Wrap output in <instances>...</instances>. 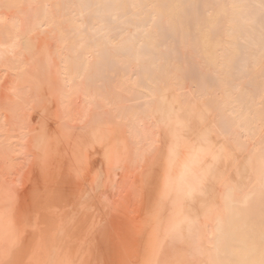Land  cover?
Segmentation results:
<instances>
[{
  "label": "bare ground",
  "instance_id": "bare-ground-1",
  "mask_svg": "<svg viewBox=\"0 0 264 264\" xmlns=\"http://www.w3.org/2000/svg\"><path fill=\"white\" fill-rule=\"evenodd\" d=\"M67 15L71 20L65 19ZM91 18L95 19L93 25ZM58 24L64 32L57 30ZM6 29L11 31L9 39L4 32ZM67 39L71 42L67 43ZM20 58H24L28 64L16 74L22 86L19 93H24V84H30L32 89L41 85L47 88L50 125L45 128L38 123L34 125V119L39 115H48V105L38 112L26 100L39 96H21L27 105L21 104L23 106L18 110L16 104L8 101L7 93L10 90L4 94V86H0V264H86L87 255L76 239L81 232L79 223L83 224L84 215L90 213L87 210L83 214L85 210L80 211V206L72 205L74 208L77 206L78 210L72 209L76 218H72L71 224L68 217L71 211L68 213L69 209H66L64 194L67 186L72 184L71 181L68 185L70 177L74 183L73 192L78 191L75 190V182L78 185L81 182L82 186L85 183L88 188V178L81 176L89 168L86 164L89 156L85 155L87 160L84 158L81 153L83 148L88 152L95 146L96 150H102L99 158L106 168L105 172L98 171L100 176H106L109 180L119 176V172L114 174L118 165L120 172L123 167L127 172L128 167L126 169L125 166H128V160L123 157H126V149L120 148L124 145L125 136L121 144L118 138L122 132L117 134V138L114 135L117 129L110 130L115 118L109 130L99 128L101 125L86 129L92 137L87 140L89 144L80 140L76 144H69L74 139H67L66 134L61 136L63 133L60 131L68 127L65 122L69 123L73 112L76 113L71 121L81 118V123L76 120L75 125L78 123L82 129L87 128L83 126L89 124H82L87 116L82 119L80 115L94 113L96 106L107 102L106 96L109 104L114 96L124 97L123 101L117 98L120 106L118 104L113 109V117H116L118 110L127 106L125 99L128 96L130 99L126 102H131L134 97L144 101L149 99L147 102L141 100V104L135 99L133 102L138 103V108L135 109L131 102L133 110L127 106L119 114L125 120L130 119L128 128L135 127L134 134L141 130L137 138L142 133V136L147 135L146 140L156 145L155 151L152 150L153 146L150 148L155 154V158L150 157L154 161H148L151 165L147 164L151 166V171L147 167L149 171L144 170V176H140L145 179L147 175L144 184L146 187L149 185L150 192L153 189L149 198L151 201L147 202L153 204L151 215L146 210L144 212L147 208L142 201L145 208L140 210V207H134L130 213L125 211L127 213L123 216L127 219L124 220L128 221L125 224L122 220L127 225V231L125 227L122 228V222L121 227L116 224L111 228L105 225L100 228L99 225L95 231L101 237L103 234L100 232L106 230L108 235L110 230L114 232L112 227L116 226L125 234V231L131 232V226L137 228L140 224L138 228L141 232L138 231L139 237L136 234L135 238L138 241L132 239L135 241L133 244L129 240L133 249L129 246V252L125 248L128 255L122 252L120 245L121 252L125 254L122 258L119 254L118 259L122 260L120 264H163L166 242L171 240L173 245L174 240H178L176 248L180 252L189 251L176 255L178 260L174 262L177 261V264H264V138L260 137L264 136V101L254 103L264 97V0H52V3L50 0H22L20 6L14 0H0L2 72L6 74L13 67V61ZM129 67L135 72L131 73L133 71L129 69L131 75L125 77L124 71L128 73ZM116 70L124 74L120 73L122 75L118 77ZM187 87L190 91L186 92ZM76 96H83L81 99L87 100L86 103L83 101L86 107H72L73 101L69 100ZM100 96L104 97L105 102L100 103ZM181 96H191V101H183L182 98L180 101ZM96 97H99L98 102ZM113 101L117 104L116 98ZM109 104L105 103L104 107L110 108ZM257 106L259 110L255 109ZM8 107L18 112L15 118L9 116L11 110ZM34 110L37 115L34 113L35 116H30ZM113 110L110 108L111 117ZM79 111H82L81 114ZM119 114L116 120L121 117ZM87 115L91 117L90 121L95 122L97 115ZM71 124L74 125V122ZM130 124L135 125L130 127ZM16 130L23 133L19 135L20 140L12 144L16 135L11 136L10 133ZM216 132L222 133L221 136ZM255 132H260L257 136L261 143L253 139ZM226 133H231L236 145L232 139H227L230 136L227 137ZM128 135L132 138L133 132ZM135 141L131 142L140 140ZM137 144L139 147L135 152L145 147L140 142ZM16 147L20 160H12L16 161L15 172L10 174L12 178L7 186L4 176L9 175L6 169L7 166L12 167L10 161ZM86 147H90V150ZM148 150L144 152H151ZM122 151V154L119 153ZM144 156L142 153L141 157ZM131 157H128L129 163ZM139 163H136L137 172ZM97 175V180H100L102 177L99 179ZM125 175L120 173L124 180L120 188L116 186L119 194L113 191L116 196L121 194L122 187L125 190V186L129 185V182H125L127 179L129 181ZM81 177L87 180L78 182ZM93 180H90L91 186H96ZM146 190H143L144 197H147ZM126 192L125 195L130 194ZM79 193H75L74 197L80 205L82 201L79 203V200L83 196H78ZM154 193L159 195L158 199ZM94 194L98 200L101 199L102 193L99 192V196ZM95 197H92L94 201ZM124 198L128 199L127 196L116 199L118 207H125L122 202L128 200ZM136 211L141 214L138 215ZM134 221L139 224L132 225ZM112 233L109 235L112 236ZM107 238L103 239L109 240ZM169 238L171 240L168 241ZM115 240L112 242L115 243ZM111 241L107 244H111ZM102 245L106 248L105 244ZM89 252H94V263L100 261L97 260L100 258L98 250ZM111 257L109 260L113 263ZM116 257L115 263L118 261Z\"/></svg>",
  "mask_w": 264,
  "mask_h": 264
},
{
  "label": "rangeland",
  "instance_id": "rangeland-1",
  "mask_svg": "<svg viewBox=\"0 0 264 264\" xmlns=\"http://www.w3.org/2000/svg\"><path fill=\"white\" fill-rule=\"evenodd\" d=\"M15 1V3H16V5H18V6H20L21 4H22V0H14ZM50 3H52V0H50ZM67 21H68V19H70L71 20V18H70V15H67L66 16V18H65ZM92 19V25L93 24H95V19L94 18H91ZM57 30L60 32H64V30L62 29V27L58 24L57 26ZM5 33H7L6 35H7V38L9 39L10 38V35H11V31L9 30V29H6L5 31H4ZM66 42L67 43H70L71 42V40L70 39H67L66 40ZM30 62V61H29ZM33 62L34 63H36V61L35 60H33ZM27 61L26 60H24V58L22 59V58H20L19 60H15V61H13V67L11 68V69H8V71L6 72V74H9L10 73V75L9 76H7L6 74H4L3 72H2V69L3 68H0V86L1 85H3L4 86V94L5 93H7L8 92V89L10 90L8 93H7V97H8V101L11 103V104H16L17 105V107H18V110H20L21 109V106H23V105H29L30 107L31 106H35V108H37V111L38 112H41V109L43 110L44 108H46V105H48V107H47V113H48V115L46 116V115H39V117H37V118H35L34 119V125H36L35 123H38L39 124V126H41V127H43V128H45L47 125H50V98L47 96L48 95V92H47V88L45 87V86H37L35 89H32V87H31V85L30 84H24V86H25V90L23 91L24 93H19V88L20 87H22V86H20L19 85V83H18V79L16 78V74L19 72V71H21V70H24L25 68H26V66H27ZM12 66V65H11ZM117 68V67H116ZM116 68H114L113 69V71L116 69ZM131 71H133V72H131ZM128 70H129V72L128 73H126V71H124L125 72V74H124V72H122V71H119V73L117 72L118 70H116L115 72H117V76L118 77H120V75H122V74H120V73H123L124 75H125V77H126V75L127 74H130L131 75V73H134L135 71L134 70H132V68H128ZM131 72V73H130ZM120 74V75H119ZM130 75H128V76H130ZM184 91H190V89L187 87ZM21 96H39V97H37V98H35V99H31V100H29V99H27L26 101H27V104H25V102L23 101V99H22V97ZM47 96V97H46ZM41 97V98H40ZM81 97H83V96H76V97H72V99H70L69 101H73V102H71V104H73V108H76V106H79L80 108L82 107H86V106H83V105H85V104H83L84 102L86 103L87 102V100L85 99H81ZM107 97V96H106ZM105 97V101H107L108 102V100H107V98ZM115 98H116V103L117 104H115V101H113L112 102V100H114L115 98H111L110 99V101L113 103H111L110 101V104L109 103H107V102H105V101H103L104 100V97L103 98H101V96H100V98L99 97H96L97 98V102H98V98L100 99V103H101V101L102 102H105L106 104H109V106L108 107H110V108H112V110L113 109H115L116 107V105H118L119 104V102H117V98L118 99H122V98H124V97H122L121 96V98L119 97V96H114ZM127 97V96H126ZM129 98L127 99H125V104L128 106V108L130 107H132L133 106V104H134V107H135V109L136 108H138L137 107V105H138V103L139 104H141L142 102H147V101H149V99H145V101H144V99L142 100V102H141V100L140 99H137L136 97H134L133 99H131L130 101L133 103H131V102H126V101H128L129 99H130V96H128ZM132 97V96H131ZM262 97V96H261ZM78 98V99H77ZM181 98L183 99V101H191V96H185V97H183V96H181L180 97V101H181ZM263 99H261V98H258V100L256 101L255 100V102L254 103H258V101H264V97H262ZM76 99V100H75ZM81 99V100H80ZM102 99V100H101ZM109 99V98H108ZM135 99L137 100V102H133V101H135ZM260 99V100H259ZM79 100V101H78ZM124 99H122L121 101H123ZM84 101V102H83ZM120 101V100H119ZM38 102H41V105H38V106H36L37 104H38ZM5 103H7V100L5 101ZM104 103V104H105ZM130 103V104H129ZM256 103V104H257ZM21 104H23V105H21ZM77 104V105H76ZM81 104H82V106H81ZM104 104H99V106L101 107V110H100V108H99V106H96V109H95V112L93 113H91V112H89V113H87V114H90V116L91 115H93L94 116V114H95V116L97 115V117H93L94 118V121L95 122H93L92 120L90 121L89 119L91 118V117H89L87 114H83V115H80L81 117H82V119H83V117H86V118H84L83 119V121H82V124H84V123H87V124H89V125H87V126H83V127H87V128H84V129H82V125L80 124V126L79 125H77L78 123H76V125H75V121L76 120H80V119H78V117L76 118V120L75 121H71L73 118H74V114L76 113V112H73V118H69L70 120L68 121L69 123H67V122H65V124H67V126L68 127H66L65 129H63L62 131H60L61 133H63L61 136H64L65 134H66V138L67 139H74L73 140V142H69V144H71V143H73V144H76V142H79V140L81 141V142H86L87 144H89L88 142H87V140H89V138L91 137V135H90V131H88V130H86V129H88V128H90V129H93L94 127H96V126H100L99 128H105V129H107V130H109L110 128L109 127H111L112 125H113V123H114V120H113V118H115V123H117V124H115L114 123V126H113V129L111 128L110 130H114V129H117V131L115 132L114 131V135L116 134H118V133H121L122 132V134H120V136H119V138H118V135L116 136L118 139H120V140H118V141H121V144H123L122 142H123V140H124V136H125V141H124V148H123V146L122 147H120L121 149H126L125 150V154L124 155H126V157L125 156H123L126 160H128V166H125L126 167V169H127V167H128V170L130 171H128L127 170V172L129 173H127V172H125L124 171V167H123V169H122V171H124V173L125 174H128L127 176H128V178H129V181H125V182H129V183H127V184H129L128 185V187H126L125 186V190H123L124 189V187H122V191H120V189H119V191H120V197L119 196H116V194H119V192H117L118 190H117V188L119 187L120 188V184L122 183V181L124 180L123 179V177L122 176H120V173H121V175H125L124 173L122 174V171L120 172V170H118L117 168H118V166H117V168L115 169L116 171H114V174H115V172H117L116 174H118V172H119V176H113L112 177V179L110 178V180H111V182H110V180L108 179V178H106V176H105V178L103 177V176H100L101 174L98 172L99 170H100V172H101V170H102V172H105L104 171V169L106 168L105 167V165L104 164H102L103 162L102 161H100L101 159V157L99 156L100 155V151L102 152V150H100L99 151V149L98 150H96V146L93 148V147H91L92 149L90 150V147H86V148H89V149H87V150H90L89 152L88 151H85L86 149L85 148H83V146H81L80 147V150L82 151V149L81 148H83V151L81 152L82 153V155H84V158L87 160L88 158V163H86L88 166H89V168L87 169L86 168V171H85V173H83V175H81L83 178H85V177H87L88 178V180L87 179H82V177H81V180H80V178H79V180H78V182H80V181H84L85 182V180H87L86 181V183H88V181H89V183H88V188H86L87 187V184H85V183H83V185L84 186H82V184H81V182H80V185H78V183L77 182H75L76 184V187H77V189H75V190H78V191H74L76 194L78 193V192H80L79 194L80 195H78V196H80V197H82V198H80V202L79 203H81V201H82V205L80 204H78L77 202H76V200H77V198H75L74 196H76V194L72 191V190H74L73 189V180H72V178L70 179L69 177V181H68V185H70L71 183V181H72V184H71V186H67V192L64 194V196L66 197L65 198V200H66V205H67V207H66V209L68 210V217H69V221H70V223L72 224V218H76V215L74 214V212L72 211V209L74 210V209H77L78 210V207L77 206H80L79 207V209H80V211L81 210H85L84 211V213L83 214H86V215H84V222L83 221H81L83 224H81L80 225V223H79V226H80V229H79V227L77 226V228L79 229V230H81V232L80 231H78V232H80L79 233V237H80V239L79 240H77L79 237H78V235H77V239H76V241H77V243L79 244V245H81L82 244V248H83V252H84V254H85V258H86V260H85V262H86V264L88 263V264H104L105 262H106V264H107V262H108V264H120L121 262H122V260H119L120 259V256H121V258H122V256H124L125 254L126 255H128V253L130 252V248H132L133 247V244L135 243V241L137 242L138 240L137 239H135V238H137V237H139V232H141V229H139L138 227L140 226V224H139V222H138V224H136V222L134 221V222H132V225H138V227L136 228L135 226L133 227V226H131L132 227V229L134 230L133 231V234H132V229H131V227H130V230H131V232L129 233V232H127L126 233V226H125V224H126V222L128 221V220H126L127 219V217H124L123 215H124V213H127V212H125V211H129V213H130V210L132 211V210H134V207H140L139 209L141 210V208H145V205H146V208L147 209H144V212H145V210L146 211H148L149 213H150V215H151V212H152V210H151V208H153V204L151 205V203H147V202H150L151 200L149 199L151 196H152V194H151V192L153 191V189H152V191L150 192L149 191V189H150V187H149V185H147V187H148V190H146L147 189V187L145 186V184H144V182L146 181V178H147V175L145 176V179H143L142 177H140V176H144V172H148L149 170H148V168H150L151 166H148L152 161H154V160H152V158H150V157H154V155L155 154H153V152L156 150L155 148H156V145H153L152 143H151V141L150 140H146L145 139V137H147V135L146 136H144V134H143V136H142V133H141V137H139V138H137V136L139 135V133L141 132V130H137L136 132H135V134H134V128L135 127H133V128H131L133 131V135H132V138H131V136L130 135H128V134H132V132L130 131L131 129L130 128H128L129 127V120H125V118H123L122 117V115L121 114H119V112H120V110L121 109H123V108H121L120 110H118V114L119 115H121V117L124 119H122V120H120L121 119V117L120 118H118V120H119V122H118V120H116L117 119V116H118V114L116 115V117H113V116H115V114H113V112H114V110L113 111H111V113H112V117H111V114H110V108H107L106 107V105H105V107H104ZM124 104V102H122L121 103V105H123ZM130 106H129V105ZM131 104H132V106H131ZM114 106V108L113 107H111V106ZM125 105V106H126ZM104 108H103V107ZM118 106H120V104L118 105ZM118 106H117V108H118ZM124 106V105H123ZM126 106V107H127ZM260 106V105H259ZM259 106H257V108H255L256 110L258 109V107ZM126 107H124V109L126 108ZM99 108V110H97ZM102 108H103V110H102ZM261 108V106L259 107V109ZM8 109H10L11 110V112H10V117H13V118H15V115L18 113V112H15L14 110H12L11 108H9L8 107ZM77 109V108H76ZM109 111H108V110ZM119 109V108H118ZM123 109V110H124ZM258 109V110H259ZM78 110H80V109H78ZM97 110V111H96ZM126 110V109H125ZM130 110V109H129ZM128 109H127V111H129ZM132 110H133V107H132ZM77 111V110H76ZM131 111V110H130ZM81 112L82 111H79L78 113H80L81 114ZM102 112V113H101ZM108 112V113H107ZM32 114H30V116H35V115H37V112L34 110V111H32L31 112ZM34 113H35V115H34ZM97 113V114H96ZM106 115H105V114ZM116 113V112H115ZM41 114V113H40ZM101 114V115H100ZM104 114V116H102ZM229 113H227V115H228ZM77 115H79V114H77ZM100 115V116H99ZM214 115V114H213ZM230 115V114H229ZM76 116V115H75ZM79 116V117H80ZM109 118H111V119H109ZM127 118H129L128 116H127ZM214 118V117H213ZM85 119H86V121H87V119H88V121L89 122H91V124L90 123H88V121L87 122H85ZM103 119V120H102ZM104 119H107V122H106V120L104 121ZM74 120V119H73ZM112 120V121H111ZM101 121V122H100ZM120 121L122 122V123H120ZM127 123H126V122ZM146 121V120H145ZM215 121H216V123H217V119L215 118ZM71 122H74V125H72L71 124ZM78 122V121H77ZM105 122V123H104ZM109 122H112V123H109ZM15 123V122H14ZM14 123H13V125H14ZM80 123H81V120H80ZM104 123V125H102ZM108 125H107V124ZM130 123H132V122H130ZM141 123V125H142V122H140ZM140 123H139V125H140ZM94 124V125H93ZM133 124V123H132ZM132 124H130V127H132V126H134V125H132ZM263 124V123H262ZM92 125V126H91ZM119 125H121L120 127H119ZM127 125V126H126ZM132 125V126H131ZM91 126V127H90ZM103 126V127H102ZM105 126V127H104ZM116 126V127H115ZM119 128H118V127ZM123 126V127H122ZM76 128V129H75ZM78 128V129H77ZM98 128V127H97ZM125 128H126V130H125ZM262 128H263V126H262ZM119 129V130H118ZM123 129V130H122ZM129 129V130H128ZM138 129H140L139 127H138ZM22 130V129H21ZM16 130V131H14V132H11L10 133V135L11 136H13V135H16L15 137H14V140H12V144H14V143H17L19 140H20V137H19V135L20 134H22L23 132H26V131H24V130ZM224 130H225V128H224ZM228 131H229V129H227ZM262 130H264V128L262 129ZM118 131H120V132H118ZM127 132V133H126ZM128 132H130V133H128ZM139 132V133H138ZM145 132V131H144ZM143 132V133H144ZM226 131H224V133H225ZM89 133V134H88ZM126 133V134H125ZM218 132H216V134H217ZM229 133V132H228ZM260 132H255V133H253V134H255V136L256 137H254L253 139L254 140H258V141H260V143L262 142L261 141V139L258 137ZM264 132H262V134H263ZM70 134H72V135H70ZM146 134V133H145ZM218 134H220V136H221V134L222 133H218ZM232 134H234V132H232ZM123 135V136H122ZM225 135H227V133L225 134ZM229 135V134H228ZM227 135V137H229L230 136V138H227V139H232V142L234 143V145H236L235 143V141H233L234 139V137L236 138V134H234L235 136L233 137L232 135H231V133H230V135L228 136ZM258 135V136H257ZM129 136V137H128ZM140 136V135H139ZM217 136V135H216ZM123 139H122V138ZM260 137H263L264 138V136H260ZM131 139L130 140V142L128 141L129 139ZM134 138V139H133ZM135 138H137V139H135ZM141 138L143 139V141H145V142H143L142 140H141ZM70 139V140H71ZM91 139H92V137H91ZM126 139H127V141H126ZM145 139V140H144ZM148 139V138H147ZM238 139V138H237ZM135 140H140V141H137V143H139L140 142V144H141V146L143 147V146H145V147H143V149H140L139 148V152H137L138 151V147H139V144H137V143H135L136 141ZM256 140V141H257ZM263 140V139H262ZM66 141V140H65ZM117 141V142H118ZM131 141H135V142H131ZM150 141V142H149ZM264 141V140H263ZM90 142V141H89ZM142 142V143H141ZM127 143V144H126ZM134 143V144H133ZM143 143H148V144H143ZM137 146H136V145ZM143 144V145H142ZM126 145H128V146H126ZM131 145H132V147H131ZM133 145H135L136 146V148H134V146ZM147 145V146H146ZM151 146H153V148H152V150H154V151H152L150 148H151ZM117 147H118V145H117ZM128 147V148H127ZM155 147V148H154ZM100 148V147H99ZM133 150V151H131V149ZM121 149L119 150V151H121ZM135 149H137V151L135 152ZM150 150L151 152H149V153H146L147 152V150ZM16 152L13 154V156L11 157V161H10V163L12 164V167L10 168L9 166H7V169H6V172L7 173H9V175H7L6 174V176H4V179L6 178L7 179V186L9 185V183H10V181H11V175L10 174H14V172H15V170H14V167L16 166V161H12V160H20V156L18 155V153H17V150H18V148L16 147L15 149H14ZM95 152H94V151ZM148 150V151H149ZM99 151V152H98ZM118 151V150H117ZM127 151V152H126ZM131 151V152H130ZM144 151H146V152H144ZM84 152V153H83ZM88 152V153H87ZM98 152V153H97ZM133 152V153H132ZM86 153V154H85ZM96 153H97V155H98V157H97V155H96ZM119 153H123V151L122 152H119ZM127 153H128V155H127ZM130 153H132L133 155H132V157H131V154ZM135 153H139L138 154V156H140L139 158H142L141 156H142V153H143V156H144V158H142V159H139L138 158V156H134L135 155ZM156 153V152H155ZM87 154H88V156H87ZM146 154H149V156H148V158H147V156H146ZM153 154V155H152ZM85 155L88 157V158H86L85 157ZM92 155V158H90V156ZM93 155H94V157H93ZM71 157V156H70ZM100 157V158H99ZM131 157V160H130V163H129V158ZM98 158V159H97ZM137 158V160H135ZM155 158V157H154ZM132 159H134L135 160V162L136 163H139V165H140V168H138V172H137V164L136 163H134L133 161L134 160H132ZM144 159H145V161H144ZM148 159V160H147ZM97 160H99L100 162H101V164L100 163H98V161ZM90 161V162H89ZM93 161H95V162H93ZM138 161V162H137ZM148 161L150 162L149 164H148ZM131 162H133V164L131 163ZM97 163V164H96ZM146 163V164H145ZM98 164H100V165H98ZM135 164V165H134ZM148 164V165H147ZM144 165V166H143ZM151 165V164H150ZM153 165V164H152ZM88 166H86V167H88ZM91 167H93L92 169H90ZM104 167V168H103ZM148 167V168H147ZM153 168V167H152ZM132 169V170H131ZM91 172H90V171ZM95 170H97L96 172L97 173H95L94 175H93V173L95 172ZM145 170V171H144ZM140 171L141 172H143V173H140ZM150 171H151V168H150ZM91 173V174H90ZM82 174V173H81ZM89 174L90 175H92V176H89ZM99 175V179L100 180H97V177H96V175ZM115 174V175H116ZM141 174V175H140ZM147 174H149V173H147ZM97 175V176H98ZM136 175V177H137V179H135L136 177H133V176H135ZM91 178V179H89V177ZM127 176L125 175V178H127ZM149 176V175H148ZM106 179V180H104V179ZM122 178V180H120ZM93 179H95V183H93L94 185L96 184V186H98V189L100 190H98L97 189V187L96 186H91V182H90V180H93ZM116 182H118V183H115V181ZM117 179V180H116ZM119 179V180H118ZM133 179H134V181H136V182H134L133 181ZM97 180V181H96ZM145 180V181H144ZM101 181V182H100ZM103 181V182H102ZM133 181V182H132ZM93 182H94V180H93ZM113 182V183H112ZM120 182V183H119ZM147 182V181H146ZM100 183V184H99ZM111 183V184H110ZM136 183H137V185H136ZM143 183V184H142ZM104 184V185H103ZM114 184V185H113ZM133 184V185H132ZM73 185V186H72ZM80 186V187H78V186ZM86 185V186H85ZM90 185V186H89ZM111 185V186H110ZM135 185V186H134ZM104 186H106V187H104ZM115 186V187H114ZM116 186H118L117 188H116ZM123 186V185H122ZM136 186L138 187V188H136ZM144 186V187H143ZM93 188V190H91L92 188ZM109 187H110V189H111V191H110V189H109ZM113 187V188H112ZM146 187V188H145ZM70 188V189H69ZM95 188V189H94ZM127 188V189H126ZM141 188H143V190L145 191H147L146 193H145V196H147V197H144V192H143V190L141 189ZM72 189V190H71ZM106 189H108V192H107V190ZM134 189H136V190H134ZM71 190V191H70ZM82 190V191H81ZM86 190V191H85ZM88 190H90V191H88ZM95 190L97 191H99L100 193H102V194H100V197L99 198H101V199H97L95 196H97V195H95L96 193L98 194V196H99V192H96L95 193ZM117 190V191H116ZM129 190H130V192H129ZM102 191V192H101ZM113 191H115L114 193H116V194H114L113 193ZM123 191H128V193L126 192V194H129V195H131L132 196V198H131V196H129V195H125V192L124 193H122ZM72 194H71V193ZM91 192H93V193H91ZM109 192L111 193V194H109ZM82 193V194H81ZM87 193H89V194H87ZM95 193V194H94ZM106 193H108V195L106 194ZM84 194V195H83ZM91 194H92V196H91ZM93 194L95 195V196H93ZM113 194V195H112ZM149 194V195H148ZM69 195H71L73 198H71V196H69ZM89 195V196H88ZM103 195V196H102ZM107 195V196H106ZM122 196H127L128 197V202H122V204L125 206V207H123V205H122V207L123 208H120V206L118 207V204H116V202L115 201H117L118 199H120V198H122ZM134 196V197H133ZM143 196V197H142ZM89 197V198H88ZM92 197H95V199H96V201H94V199L92 198ZM109 197H111V198H109ZM114 199H113V198ZM116 197V198H115ZM154 197L155 198H159V195L157 196L155 193H154ZM84 198V199H83ZM87 198V199H86ZM108 198V199H107ZM136 198H138V199H136ZM143 198H145V200H143ZM81 199H83V200H81ZM86 199V200H85ZM88 199L89 200H91V202L89 201V205L87 204V202H88ZM117 199V200H116ZM125 199V198H124ZM126 199H125V201H126ZM71 200V201H70ZM75 202H74V201ZM85 200V201H84ZM111 200V201H110ZM122 201V200H121ZM137 201H140L139 203H142V201H144V203H146L145 205H144V203H142V204H140V206H138L137 204H139V203H137ZM72 202L74 203V204H72ZM93 202L96 204H93ZM99 202V203H98ZM100 202H101V204H100ZM115 202V203H114ZM84 203H86L85 205L86 206H84ZM77 204V206H76V208H74V206H72V205H76ZM113 204H115V205H113ZM149 204V205H148ZM90 205H93V206H95V208H97V210L93 207V206H90ZM120 205V204H119ZM133 207H132V206ZM135 205V206H134ZM137 205V206H136ZM144 205V206H143ZM72 206V207H71ZM98 206V207H97ZM143 206V207H142ZM148 206V207H147ZM149 206H152V207H149ZM83 207V208H82ZM85 207V208H84ZM116 207V208H115ZM118 207V208H117ZM129 209H128V208ZM132 207V208H131ZM82 208V209H81ZM115 208V209H114ZM136 208V209H137ZM148 208H149V210H148ZM93 209H94V211H93ZM116 209H118V210H116ZM87 210H89V215H88V212H86ZM76 211V210H75ZM93 211V212H92ZM117 211H119V212H117ZM86 212V213H85ZM100 212V213H99ZM76 213V212H75ZM132 213V212H131ZM136 213H137V211H136ZM92 214V215H91ZM99 214V215H98ZM133 214H135V212H133ZM138 215H140L141 214V212L139 211V213H137ZM153 214V213H152ZM130 215V214H129ZM138 215H136V217L138 216ZM73 216V217H72ZM86 216V217H85ZM91 216H93V217H91ZM111 216H113L112 218H111ZM125 216H127L126 214H125ZM71 217V218H70ZM89 217V218H88ZM90 217H91V219H90ZM134 217V216H133ZM109 218V219H108ZM124 218H126L125 220H124ZM128 218H129V216H128ZM89 219H90V221H89ZM114 219V220H113ZM115 219H117V220H115ZM124 220V222H125V224H123V220ZM136 219V218H135ZM154 219V218H153ZM130 221H132V219H129ZM89 221V223H87V222ZM94 221V222H93ZM114 221V222H113ZM120 221V222H119ZM128 222V225H130V223L131 222ZM96 222V223H95ZM108 222V223H107ZM110 222V223H109ZM122 222V223H121ZM69 223V224H70ZM98 223V224H97ZM119 223V224H118ZM123 224V226H122V228L123 227H125L124 229L126 230H124L125 231V234L124 233H122V231H120L121 230V224ZM134 223V224H133ZM120 225V229L118 228V230L120 231V232H118V230L116 229V226L115 227H112L113 228V230H114V232L112 233V231L110 230V232L112 233V236L113 237H115V238H113L111 235H109V233L110 232H108V235H107V233H106V230H105V232H100L101 234H103L101 237H102V239H101V237H99L100 236V234H97L98 232H95L97 229H98V226L101 228L102 226H108V228H109V226H110V228H111V225ZM150 225L152 224V223H149ZM86 225V226H85ZM82 226V227H81ZM76 227V226H75ZM84 227V228H83ZM97 227V228H96ZM76 228V229H77ZM99 228V229H100ZM103 228V227H102ZM107 228V229H108ZM141 228V227H140ZM76 229H73V231L74 232H76ZM77 229V230H78ZM128 230H129V226H128V228H127ZM89 230V231H88ZM101 230V229H100ZM99 230V231H100ZM85 231V232H84ZM102 231V230H101ZM104 231V230H103ZM108 231V230H107ZM139 231V232H138ZM77 232V233H78ZM88 233H90V234H88ZM95 233H96V235H95ZM115 233V234H114ZM120 233H122V234H120ZM134 233H135V236H134ZM104 234H105V236H104ZM136 234H137V237H136ZM88 235H89V238H87L88 237ZM119 235V237H117ZM96 236V237H95ZM111 236V237H110ZM132 236H134V237H132ZM95 237V238H94ZM109 238V240H104L103 238ZM87 238V239H86ZM107 238V239H108ZM111 238H113L114 240H115V243L114 242H112V241H114V240H110ZM117 238L120 240L121 238H122V240H117ZM128 238V239H127ZM130 238V239H129ZM96 239V240H95ZM132 239L134 240L135 239V241L133 242L132 241ZM105 241L106 243H104L103 241ZM129 240H131L130 241V243L131 242H133V244H130L129 243ZM169 240H171L170 238L168 239V241ZM174 240V239H173ZM80 241V242H79ZM85 241V242H84ZM87 241V242H86ZM101 241H102V243H101ZM109 241V243H110V241L113 243H111V244H107V242ZM178 241V240H177ZM176 240H174V245L172 244V240H171V242H166V244L168 245H166V248H167V250L164 252V254L162 255V263L163 264H171V262L173 261V263L175 264L176 262H174L175 260H178L177 258H178V256L180 255V253H186V252H189V251H185V252H180V250L179 249H177L176 247H177V245H178V243H176L177 242ZM120 244H119V243ZM123 242V243H122ZM96 243H98L97 245H96ZM125 243V244H124ZM99 244H101V245H99ZM102 244H105V246H106V248L104 247V245H102ZM129 244V245H128ZM138 244V243H137ZM177 244V245H176ZM108 245H110V248H109V246ZM115 245H119L118 247L117 246H115ZM120 245L123 247V251L122 252H124V253H122L121 252V249H122V247H121V249H120ZM125 245V246H124ZM170 245V246H169ZM92 246V247H91ZM98 246V247H97ZM107 246H108V248H109V250H108V248H107ZM113 246V247H112ZM129 246H130V248H129ZM132 246V247H131ZM134 246H136V244L134 245ZM172 246V247H171ZM100 247V248H99ZM102 247H104V250H103V248ZM169 247V248H168ZM87 248H89L88 250H87ZM129 251H127L126 249ZM171 248V249H170ZM176 248V249H175ZM179 248V247H178ZM112 249V250H111ZM113 249H114V251H115V253L117 252V254H115L114 253V251H113ZM133 249V248H132ZM178 250V253L177 254H175L176 253V251ZM190 249V248H189ZM86 250V251H85ZM95 250H98L99 251V257L100 258H98L97 260H100V261H95V263H94V259L92 258V255H94V252L93 251H95ZM107 251L108 250V252H103V251ZM171 250V251H170ZM81 251V252H82ZM87 251H88V253H87ZM89 251H92L93 252V254H89V253H91V252H89ZM113 251V253H114V257H113V253L112 254H110L111 252ZM128 253H127V252ZM191 251V250H190ZM102 254H101V253ZM168 252V253H167ZM105 253V254H104ZM165 253H167V254H165ZM89 254V255H88ZM109 254V257H111V255H112V257L111 258H113L112 260H114V261H116L115 260V257H116V259L118 260L116 263L113 261V263H111V259L107 256ZM119 254H120V256H119ZM174 254H175V256H174ZM106 255V256H105ZM164 255H165V257H164ZM168 255V256H167ZM176 255H178V256H176ZM89 256V257H88ZM103 256H105V258H107L106 260H105V258L103 257ZM173 258H172V257ZM118 257H119V259H118ZM169 257V258H168ZM171 257V258H170ZM174 257H176V259H174ZM87 258H88V261H87ZM91 260H90V259ZM102 259V260H101ZM104 259V260H103ZM110 259V260H109ZM171 259H173L172 261H171ZM93 260V261H92ZM121 261V262H120ZM101 262V263H100ZM110 262V263H109ZM119 262V263H118ZM167 262V263H166ZM172 263V264H173ZM177 264V263H176ZM179 264V263H178Z\"/></svg>",
  "mask_w": 264,
  "mask_h": 264
}]
</instances>
